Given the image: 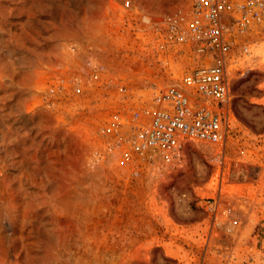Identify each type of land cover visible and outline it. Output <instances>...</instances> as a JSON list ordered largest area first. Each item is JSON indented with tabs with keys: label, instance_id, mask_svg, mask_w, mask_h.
Masks as SVG:
<instances>
[{
	"label": "rangeland",
	"instance_id": "1",
	"mask_svg": "<svg viewBox=\"0 0 264 264\" xmlns=\"http://www.w3.org/2000/svg\"><path fill=\"white\" fill-rule=\"evenodd\" d=\"M121 1L0 0V264H264V39L231 66L222 144L121 167L98 134L117 91L90 63L133 94L159 71Z\"/></svg>",
	"mask_w": 264,
	"mask_h": 264
},
{
	"label": "built area",
	"instance_id": "2",
	"mask_svg": "<svg viewBox=\"0 0 264 264\" xmlns=\"http://www.w3.org/2000/svg\"><path fill=\"white\" fill-rule=\"evenodd\" d=\"M163 1L173 8L154 20L130 0L121 1L124 10L138 13L133 31H152L159 64L154 78L138 82V93L130 92L127 79H113L102 64L90 63V79L117 91V105L98 134L121 167L171 161L189 141L222 144L231 66L237 55L251 54L253 37L264 39V0ZM180 56L194 64L178 68Z\"/></svg>",
	"mask_w": 264,
	"mask_h": 264
}]
</instances>
